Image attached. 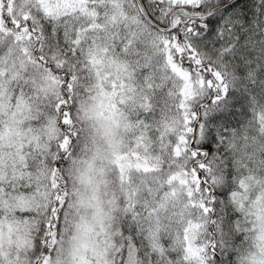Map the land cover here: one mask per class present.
I'll use <instances>...</instances> for the list:
<instances>
[{"label":"snow or ice","instance_id":"1","mask_svg":"<svg viewBox=\"0 0 264 264\" xmlns=\"http://www.w3.org/2000/svg\"><path fill=\"white\" fill-rule=\"evenodd\" d=\"M0 264H264V0H0Z\"/></svg>","mask_w":264,"mask_h":264}]
</instances>
